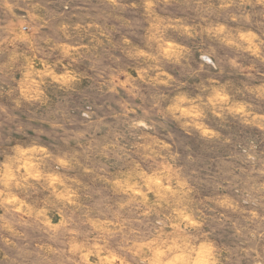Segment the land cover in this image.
<instances>
[{"label":"rangeland","instance_id":"1","mask_svg":"<svg viewBox=\"0 0 264 264\" xmlns=\"http://www.w3.org/2000/svg\"><path fill=\"white\" fill-rule=\"evenodd\" d=\"M226 2L156 0L154 11L164 21L161 25L163 40L184 49L178 57L173 49L166 58L161 52L162 42L158 44L150 39L149 27L154 21L144 11V0H119L120 7L115 9L106 5L104 0H8L14 5V15L0 8V193L11 192L36 207L44 206L47 193L39 185L17 189L12 182L8 188L4 187V165H8L18 178L23 174L16 173L19 154L14 149L17 147L44 146L51 158L34 161L44 172L56 169L55 157L67 154L80 159L89 146L104 144L116 136L123 138L121 143L125 151L128 150L134 137L126 132L120 113L123 111L121 105L131 97L120 89L118 96L106 92L111 76H119L120 80L131 77L139 94L149 98L150 102L158 100L161 111L177 95H185L188 100H195L197 96L206 100L210 90L218 88L226 91L233 102L249 104L253 112L264 114V44H260V40H264V15L255 16L252 24H248L243 19L248 10L239 6V0H235L233 7L223 9L221 5ZM29 14L38 19L33 20ZM233 15L238 17L235 22ZM177 20L194 30L191 38L182 29L178 30L179 26L164 27ZM89 24L93 27L88 28ZM221 24L232 35L249 29L255 32L260 38L256 41L260 47L259 55L244 51L246 45L239 48L225 46L203 32L204 28ZM21 34L28 39H18ZM63 43L82 47L75 66L82 74L81 83L73 91L62 92L45 78L41 89L48 97L47 104L22 102L19 108L16 107L14 101L20 97V87L28 73L32 72L31 79L39 82L34 73L43 71V65H53L62 59L57 45ZM141 50L150 52L156 59L138 56ZM60 70L57 66V71ZM161 80L167 83H159ZM154 119L157 134L172 143L177 163L183 166L184 173L196 171L192 180L197 192L212 194L217 173L230 155L231 147L222 142H204L195 133L186 135L169 115L154 113ZM207 122L232 137L234 142L255 136L252 130L236 120L218 121L209 117ZM81 131L86 136L83 140L79 137ZM93 163L98 162L93 160ZM104 166L111 169L110 175H119L129 169L130 163L120 153L118 158L105 162ZM73 174L86 185L81 191L83 207L74 219L79 223L84 218L83 213L88 212L101 222L127 221L123 233L103 235L108 247L122 255L128 264H139L138 259L120 250L130 247L133 241L140 243L154 238L160 227L155 224V217H140L135 206L121 210V195L110 190L101 180L83 176L79 168ZM3 199L0 196V201ZM0 216L13 219L2 204ZM138 219L143 223H137ZM213 226L220 241L229 245L234 243L229 222ZM130 229H135V233L129 234ZM109 230L113 231L111 225ZM81 232L79 241L86 242L89 247L95 237L101 235L86 226Z\"/></svg>","mask_w":264,"mask_h":264},{"label":"clouds","instance_id":"2","mask_svg":"<svg viewBox=\"0 0 264 264\" xmlns=\"http://www.w3.org/2000/svg\"><path fill=\"white\" fill-rule=\"evenodd\" d=\"M234 2L227 0L221 7L231 8ZM104 3L113 9L120 7L119 0H104ZM239 6L248 10L243 15L248 24H252L255 16L264 15V0H239ZM13 7L8 0H0V8L9 13ZM155 8L156 0H144V11L154 21L149 27L152 32L150 39L158 44L162 42L161 52L166 58L173 49H176L178 57L184 49L163 40L161 25L164 21L156 14ZM29 15L33 20L38 19ZM237 19L236 15L232 16L233 22ZM176 26L190 38L193 36L194 30L179 20L164 27ZM92 27L88 25V28ZM203 32L225 46L239 48L246 45L244 51L255 56L260 53L256 43L260 38L250 29L232 35L221 24L204 28ZM18 39L28 37L21 34ZM260 44H264V40H260ZM57 48L62 59L53 65L45 64L43 71L35 72L39 82L31 79L32 72L28 73L20 87V97L14 101L16 107L19 108L22 102L46 105L48 97L41 89L45 78H49L62 92L73 91L81 83L82 74L75 66L82 47L63 43ZM137 55L156 59L143 50ZM57 66L60 71H57ZM100 79H104L103 75ZM158 82L167 83L166 80ZM118 89L131 97L121 105L123 111L120 113L126 132L134 137L127 151L121 143L123 138L116 136L104 144L89 146L80 159L67 154L55 157L56 169L44 172L39 163L34 162L51 158L44 146L14 149L19 154L16 173L23 174L18 178L8 165H4V187L8 188L12 182L17 189L39 185L47 195L44 206L36 207L11 192L0 193L4 197L0 204L7 214L13 216L12 220L0 216V264H128L122 255L108 247L103 235L123 233L127 221L115 224L112 221L101 222L88 212L83 213L84 218L79 223L74 219L83 207L81 191L86 187L73 174L76 168L83 176L101 180L110 190L121 195V210L135 206L140 217H155V224L160 227L154 238L140 243L133 241L130 247L120 250L138 259L139 264H264V114L253 112L249 104L233 102L226 91L218 88H212L206 100L200 96L188 100L185 95H177L162 111L158 100L150 102L149 98L139 94L131 77L120 80L119 76H111L106 92L118 96ZM186 104L190 106L185 107ZM154 113L171 116L188 136L195 133L204 142H222L231 147L230 155L217 173L212 194L197 192L196 183L192 180L196 171L184 173L183 166L177 163L172 143L157 134ZM209 117L218 121L236 120L252 130L255 136L234 142L222 130L212 127L207 122ZM79 137L85 139V132L81 131ZM120 153L128 158L130 167L119 175H110L111 169L104 166L105 162L118 158ZM93 160L98 163L94 164ZM29 181L33 183L29 184ZM225 221L231 224L234 241L231 245L223 243L215 235L217 229L213 225ZM137 223L143 221L138 219ZM109 225L113 231L109 230ZM85 226L90 231L101 233L90 247L79 241L81 229ZM135 231L130 229L129 234Z\"/></svg>","mask_w":264,"mask_h":264}]
</instances>
